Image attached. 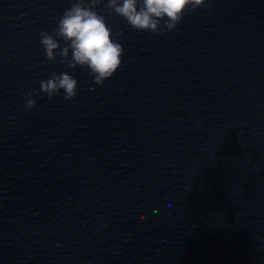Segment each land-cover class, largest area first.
I'll use <instances>...</instances> for the list:
<instances>
[{
    "label": "water",
    "instance_id": "water-1",
    "mask_svg": "<svg viewBox=\"0 0 264 264\" xmlns=\"http://www.w3.org/2000/svg\"><path fill=\"white\" fill-rule=\"evenodd\" d=\"M70 6L0 0V264H264V0L162 34L105 0L124 53L102 85L39 43ZM61 71L70 100L39 88Z\"/></svg>",
    "mask_w": 264,
    "mask_h": 264
},
{
    "label": "clouds",
    "instance_id": "clouds-1",
    "mask_svg": "<svg viewBox=\"0 0 264 264\" xmlns=\"http://www.w3.org/2000/svg\"><path fill=\"white\" fill-rule=\"evenodd\" d=\"M208 0H106V7L123 17L133 30L162 34L173 30L185 12L207 5ZM105 0H71L51 31L41 30L39 43L49 62L59 57L65 68H87L94 83L102 85L122 64L124 48L113 35L107 17L98 10ZM40 91L49 98L63 92L70 100L77 94L78 80L69 71L53 72L40 81ZM25 102L32 109L36 100L31 93Z\"/></svg>",
    "mask_w": 264,
    "mask_h": 264
}]
</instances>
